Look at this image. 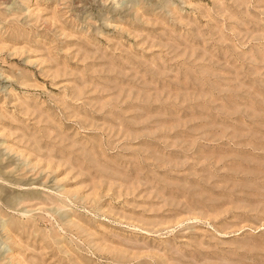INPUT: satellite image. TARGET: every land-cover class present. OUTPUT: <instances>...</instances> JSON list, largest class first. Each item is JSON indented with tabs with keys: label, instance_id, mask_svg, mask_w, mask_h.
Returning <instances> with one entry per match:
<instances>
[{
	"label": "rangeland",
	"instance_id": "obj_1",
	"mask_svg": "<svg viewBox=\"0 0 264 264\" xmlns=\"http://www.w3.org/2000/svg\"><path fill=\"white\" fill-rule=\"evenodd\" d=\"M0 264H264V0H0Z\"/></svg>",
	"mask_w": 264,
	"mask_h": 264
}]
</instances>
